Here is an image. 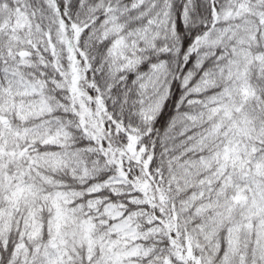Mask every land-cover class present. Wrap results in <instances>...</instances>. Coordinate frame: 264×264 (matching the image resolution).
<instances>
[{
  "label": "snow or ice",
  "instance_id": "1",
  "mask_svg": "<svg viewBox=\"0 0 264 264\" xmlns=\"http://www.w3.org/2000/svg\"><path fill=\"white\" fill-rule=\"evenodd\" d=\"M0 264H264V0H0Z\"/></svg>",
  "mask_w": 264,
  "mask_h": 264
}]
</instances>
